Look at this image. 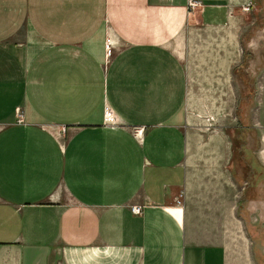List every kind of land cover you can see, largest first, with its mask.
Segmentation results:
<instances>
[{
    "label": "crops",
    "instance_id": "0c3cea01",
    "mask_svg": "<svg viewBox=\"0 0 264 264\" xmlns=\"http://www.w3.org/2000/svg\"><path fill=\"white\" fill-rule=\"evenodd\" d=\"M198 1L0 0V264H231L264 163L189 154L177 46L259 3Z\"/></svg>",
    "mask_w": 264,
    "mask_h": 264
},
{
    "label": "rangeland",
    "instance_id": "374dc122",
    "mask_svg": "<svg viewBox=\"0 0 264 264\" xmlns=\"http://www.w3.org/2000/svg\"><path fill=\"white\" fill-rule=\"evenodd\" d=\"M257 2L246 9L236 7L227 27L190 24L177 46L187 71L183 120L193 159L206 151L205 159L225 162L231 157L233 165L241 128L246 145L264 163V0ZM233 66L244 72L231 70ZM247 92L253 94L252 102L238 101ZM232 174L237 181L238 175ZM258 184L264 188V176ZM251 221L247 231L243 225L241 240L232 239L231 264H264V215Z\"/></svg>",
    "mask_w": 264,
    "mask_h": 264
},
{
    "label": "built area",
    "instance_id": "2783aa9c",
    "mask_svg": "<svg viewBox=\"0 0 264 264\" xmlns=\"http://www.w3.org/2000/svg\"><path fill=\"white\" fill-rule=\"evenodd\" d=\"M200 2L198 0H188V5L190 6V9H193L194 7L198 6ZM249 3L247 5L243 6V9H246ZM232 11H229L228 14H231ZM16 117L18 122H23V111L21 108H16ZM64 127H62L61 131H64ZM175 201L177 203H180L181 199L179 197H176ZM131 209L135 213H140L142 210V206L139 204H133L131 205Z\"/></svg>",
    "mask_w": 264,
    "mask_h": 264
},
{
    "label": "trees",
    "instance_id": "16d2710c",
    "mask_svg": "<svg viewBox=\"0 0 264 264\" xmlns=\"http://www.w3.org/2000/svg\"><path fill=\"white\" fill-rule=\"evenodd\" d=\"M234 69H235L236 71H238V72H241V73L244 72V70H242V69L239 68V67H235ZM243 78H245L244 81H248V79H247V78H248V77H247V74H244V75H243ZM250 87H253V84H252ZM245 94H246V93H245ZM252 99H253V94L247 92V97L245 98L246 101H244V103H245V102H249V103H251V102H252ZM245 220H246V222H249V217H248L247 215L245 216Z\"/></svg>",
    "mask_w": 264,
    "mask_h": 264
}]
</instances>
